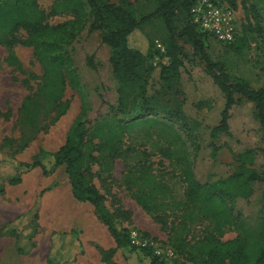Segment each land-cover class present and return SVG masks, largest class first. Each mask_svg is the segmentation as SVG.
Instances as JSON below:
<instances>
[{"label": "rangeland", "instance_id": "obj_1", "mask_svg": "<svg viewBox=\"0 0 264 264\" xmlns=\"http://www.w3.org/2000/svg\"><path fill=\"white\" fill-rule=\"evenodd\" d=\"M57 1L38 0L50 25L70 18L67 10L51 14ZM102 1L117 5L121 0ZM123 1L132 5L137 18L150 14L155 8L152 0ZM233 13L240 35L246 31L248 43L243 52L234 54L228 46L213 39H209L206 51L212 61L223 62L230 75L248 79L254 88L262 87L264 0H239ZM91 24L90 18L66 45L80 87L63 92L62 101L68 103V108L58 119H52L54 116L50 113L41 115L33 125L22 122L21 104L32 92L28 88L36 86V81L29 77L40 76V68L31 48L14 46L11 51L17 64L11 65L6 61L7 51L0 46V190L3 191L0 194V264H139L134 256L124 255L117 249L101 221V212L112 215L116 225L125 230L135 244L150 247L162 260L174 264H206L203 256L179 254L175 250L170 239L181 212L168 210L166 217L158 219L143 211L134 199L137 186L131 175L139 165L151 164L152 173L159 174L172 199L179 203L184 202L181 172L185 167L200 183L230 176L236 170L239 153L263 147L253 105L235 96V104L228 112V134L212 139L210 131L220 122L224 95L214 85L204 63L181 41L182 67L178 83L170 89L162 85L159 55L163 52L165 34L161 24L154 22L140 33L157 52L151 60L154 70L146 95L149 101H155V112L141 114L138 101L128 94L123 103L125 112L121 114L118 112V85L109 65V49L101 41V32ZM24 80L29 83L25 84ZM82 102L85 104L84 121L91 133L97 123L112 120L127 126L118 147V157L112 159L107 152L98 149L108 128L103 129L99 137L89 139L86 148V153L94 158L89 166L90 182L104 197L101 208L97 210L73 198L64 167L49 176L35 168L21 174L18 185L9 186L4 178L14 170L8 159L18 163L49 160V155L64 144ZM167 110H172V116ZM255 156L254 168L260 173L263 156L260 151ZM261 191V184L254 183L250 198L234 201L231 208L235 225L216 233L217 239L242 241L247 234L252 238L259 235L264 229ZM186 224L189 233L185 239L190 245L208 233L206 221ZM11 228H15L18 237L6 233ZM109 250L115 253L105 263L103 253Z\"/></svg>", "mask_w": 264, "mask_h": 264}, {"label": "trees", "instance_id": "obj_2", "mask_svg": "<svg viewBox=\"0 0 264 264\" xmlns=\"http://www.w3.org/2000/svg\"><path fill=\"white\" fill-rule=\"evenodd\" d=\"M152 1L155 5L153 11L137 18L132 5L123 0L117 5L102 0H59L53 5L51 14L67 10L70 18L50 25L47 21L48 15L41 10L38 0H0V46L7 51V63L17 64L11 51L14 46H26L32 49L33 58L41 72L38 77H29V80L36 81V86L33 89L28 88L32 92L21 104V120L27 125H33L41 115L52 113V119H58L66 112L68 103L62 101L63 92L67 88L78 90L80 87L66 45L85 27L90 18L92 27L101 32V41L109 49V65L118 85V112H125L123 103L130 94L134 101H138L141 114H153L155 101H149L146 95L154 70L151 60L157 52L140 32L144 27L159 22L165 34L162 41L163 52L159 55V81L162 85L170 89L178 83L182 67L179 42L188 44L204 63L214 85L225 98L220 122L211 129L210 137L215 139L219 134H228V112L235 104V96H240L253 105L254 119L260 127L263 147L260 150L247 149L239 153L236 156V170L223 179L200 183L191 170L185 167L181 172L185 185L184 202L180 203L172 199L169 188L159 178V174L152 173L151 164L139 165L131 175L132 182L137 186L134 199L143 211L158 219L166 217L168 210L181 212L175 233L170 239L171 245L179 254L195 253L205 257L206 264H264V229L256 238L247 234L242 241L236 239L221 242L215 236L224 228L235 225L231 205L238 199L250 198L252 184H261V199L264 203V85L254 88L246 79L230 75L223 62L210 59L206 51L210 38L200 32L190 18V9L197 0ZM222 1L232 10L238 7L239 0ZM247 43L246 31L240 35L238 30L237 39L228 47L232 53L241 54ZM29 80H24V83L28 84ZM84 110L85 104L82 102L80 113L64 144L49 155V160L18 163L8 159L14 173L4 178L6 183L9 186L18 185L21 174L35 168L49 176L59 167H64L73 198L99 210L104 197L90 182L89 166L94 158L86 153V148L89 139L99 137L102 130L108 128L98 149L107 152L112 159L118 157V147L127 126L123 122L112 120L109 123H97L91 133L84 121ZM167 112L172 116V110ZM258 151L263 156L260 173L254 168L255 154ZM160 165L163 166V163ZM0 194H3L2 190ZM100 217L117 249L124 255L134 256L139 264H174L156 256L150 247L133 244L128 233L116 225L112 215L106 216L101 212ZM36 218L35 214L33 220ZM195 220L206 221L209 229L204 238L190 245L185 239L189 233L186 223ZM6 233L18 237L15 228L7 229ZM114 253L115 250L104 252L102 261L109 262Z\"/></svg>", "mask_w": 264, "mask_h": 264}, {"label": "built area", "instance_id": "obj_3", "mask_svg": "<svg viewBox=\"0 0 264 264\" xmlns=\"http://www.w3.org/2000/svg\"><path fill=\"white\" fill-rule=\"evenodd\" d=\"M189 13L193 25L217 43L228 46L237 39L233 10L222 0H197Z\"/></svg>", "mask_w": 264, "mask_h": 264}, {"label": "crops", "instance_id": "obj_4", "mask_svg": "<svg viewBox=\"0 0 264 264\" xmlns=\"http://www.w3.org/2000/svg\"><path fill=\"white\" fill-rule=\"evenodd\" d=\"M242 78H244V77H242ZM244 79H246V78H244ZM247 81H249L248 79H246ZM250 83H251V81H249ZM252 85V84H251ZM253 86V85H252ZM258 88V87H257Z\"/></svg>", "mask_w": 264, "mask_h": 264}]
</instances>
